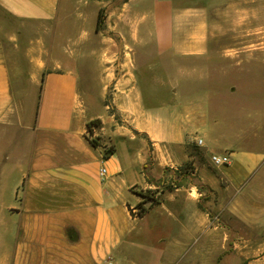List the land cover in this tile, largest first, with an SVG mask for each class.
Masks as SVG:
<instances>
[{"label": "crops", "instance_id": "obj_1", "mask_svg": "<svg viewBox=\"0 0 264 264\" xmlns=\"http://www.w3.org/2000/svg\"><path fill=\"white\" fill-rule=\"evenodd\" d=\"M0 8L24 35L36 24L54 32L0 40V264H264V115L245 108L246 121L228 130L211 119L228 66L208 5ZM205 153L230 162L210 171ZM147 190L156 201L144 200ZM141 201L146 211L135 216Z\"/></svg>", "mask_w": 264, "mask_h": 264}, {"label": "rangeland", "instance_id": "obj_2", "mask_svg": "<svg viewBox=\"0 0 264 264\" xmlns=\"http://www.w3.org/2000/svg\"><path fill=\"white\" fill-rule=\"evenodd\" d=\"M181 1L183 3L208 5L211 9V14L217 17L219 21V26L216 30L221 31V33L216 35V38H218L220 44L216 49L221 53V68L228 66V69L226 72L224 71L225 69H222L224 73L219 84L221 90L216 97L213 95L210 102L211 119L213 120L214 115L217 114L223 128H227L228 130L231 122L237 121L240 123L246 121L247 117L243 110L245 108L254 109L256 111V118H260L258 113H263L264 115V43H258V40H264V0ZM219 9L221 10L220 12L218 11ZM54 22L56 20L51 21V24ZM22 23L7 16L0 8V40L6 42L23 38L36 40L41 39L45 34H49L46 31L48 29L47 26L44 27L42 24H36L30 33L24 35L22 33ZM247 24L248 33L246 32ZM53 33V31L50 32V34ZM245 37H252L254 39L253 45L249 47L228 46L233 40ZM114 38L117 39V36L114 35ZM223 54H238V57L225 56ZM230 81L237 82L239 86V90L232 94L225 90ZM230 96H233L235 99L231 101ZM31 98L34 99L35 95ZM107 98H111V95H107ZM238 98H241V100H238ZM193 143L201 150H205L202 149L204 147L203 144L199 145L194 140ZM209 157L210 155L207 153L202 155L203 161L208 166L207 168L213 171L217 166L209 163L212 162ZM183 167L189 168L190 165L186 164ZM217 172H220L219 168Z\"/></svg>", "mask_w": 264, "mask_h": 264}, {"label": "trees", "instance_id": "obj_3", "mask_svg": "<svg viewBox=\"0 0 264 264\" xmlns=\"http://www.w3.org/2000/svg\"><path fill=\"white\" fill-rule=\"evenodd\" d=\"M105 17H106V14L104 13V9H101L100 12H99V16H98V22H97V29L100 30L103 28V25L105 23ZM42 88V87H41ZM100 122V119H94V120H91L88 122V125L89 127L92 125V124H98ZM91 142L97 146L99 145V142L97 139H91ZM115 148L114 147H110L109 151L112 153L114 152ZM152 190H147L146 192H141V194L145 197V201L148 200V199H153L154 201L157 200L156 196H155V193L154 192H151ZM138 206H140L142 208V212H145L146 211V208L144 207V201H141Z\"/></svg>", "mask_w": 264, "mask_h": 264}, {"label": "built area", "instance_id": "obj_4", "mask_svg": "<svg viewBox=\"0 0 264 264\" xmlns=\"http://www.w3.org/2000/svg\"><path fill=\"white\" fill-rule=\"evenodd\" d=\"M92 128H93V126H91V129ZM94 128H95V126H94ZM194 141H196V143L199 144V145L203 144V139L202 138H195ZM211 161H212V163L214 165L220 166V165L228 164L230 162V157H229L228 154L213 153L211 155ZM101 172H102V174H104L105 168H103L101 170ZM144 207L146 208L145 205H144ZM132 213L135 216H139V215H142L144 212H142V208L137 205L136 207L132 208Z\"/></svg>", "mask_w": 264, "mask_h": 264}]
</instances>
